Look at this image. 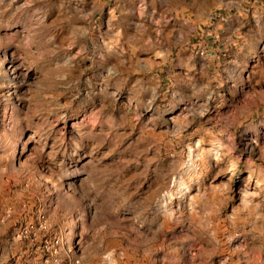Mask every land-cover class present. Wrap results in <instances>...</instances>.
<instances>
[{
	"label": "rangeland",
	"instance_id": "374dc122",
	"mask_svg": "<svg viewBox=\"0 0 264 264\" xmlns=\"http://www.w3.org/2000/svg\"><path fill=\"white\" fill-rule=\"evenodd\" d=\"M0 264H264V0H0Z\"/></svg>",
	"mask_w": 264,
	"mask_h": 264
}]
</instances>
